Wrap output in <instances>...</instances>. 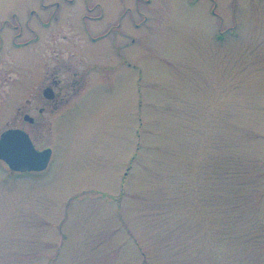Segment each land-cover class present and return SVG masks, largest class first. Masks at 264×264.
<instances>
[{"label":"rangeland","instance_id":"rangeland-1","mask_svg":"<svg viewBox=\"0 0 264 264\" xmlns=\"http://www.w3.org/2000/svg\"><path fill=\"white\" fill-rule=\"evenodd\" d=\"M56 1L0 0V137L50 149L0 161V264H264V0Z\"/></svg>","mask_w":264,"mask_h":264},{"label":"flooded vegetation","instance_id":"flooded-vegetation-1","mask_svg":"<svg viewBox=\"0 0 264 264\" xmlns=\"http://www.w3.org/2000/svg\"><path fill=\"white\" fill-rule=\"evenodd\" d=\"M40 4H41V7H42L41 9H47V8H51V7H53V8L59 7L58 6L59 3L56 0L49 1L48 3H45L43 0H41ZM88 10H89V7H88ZM87 19H88L87 14H84L83 17H82V23L85 25L84 26V28H85L84 30L86 31V33L87 34H91L89 32V28L87 27V24H86L87 23ZM32 20H35V19L33 18V16H30L25 21V26H26L27 30L33 33L32 34L33 37L31 39H33L35 37H39L38 35H35V30H34L35 28L33 26L34 24H33ZM36 20H35L36 23L40 22V24L41 23L42 24H46V23L50 24L52 21H53L54 24H55V22L58 23V20L56 18H50L51 21L45 22V20H43L41 17L37 16ZM11 24H13V25H11L13 28H14V26H16L17 28H18V26L21 27V23L20 22L18 24L17 23H11ZM50 26L48 27L49 29L52 28ZM118 27H119V23H116L115 25H112V29H113L112 31H117ZM110 32L104 31L103 33L97 35L96 37H99V36H103L104 37L105 35H107ZM66 37L67 36L65 34H63L61 37H58V39H59L58 41L60 42L62 39H65ZM45 39H47V37ZM39 40H40V37H39ZM48 41L52 42V45L54 47L53 48L54 51H57V49L61 48V47H59L60 45H57V42L55 41V36L50 37L48 39ZM12 42H15V41L12 39ZM23 42H27V41H23ZM56 55H59L58 52H56ZM59 58H60V56H59ZM59 58L57 59L56 57H54L55 61H54L53 65L48 66L47 69L44 68V65H41V71H39V74H38V78L40 80H43V82L46 83L45 85H47V86H45L43 88L41 94H42V96H44L45 92H48L47 94H50V97L48 98L49 100H53V99L55 100L56 99L55 97L60 96L62 83L66 84L68 82L67 80H63L61 73H62V70H64L65 68L70 71L71 67H69L68 65L65 68H61V66L58 67L62 63L61 59H59ZM57 60H58V62H57ZM43 63H45V62H43ZM75 67L77 68V65ZM87 68L88 67L85 68V71H86ZM82 72H84V71L78 72L77 70H74V71L71 70L72 75L73 76H78L79 78L83 77ZM75 81L76 80L73 78L72 79V84ZM77 82L79 83L80 81H77ZM47 89H50V91L47 90ZM37 109H38L39 112H42L44 107L41 106V107H38ZM32 121H33V119H32Z\"/></svg>","mask_w":264,"mask_h":264},{"label":"water","instance_id":"water-1","mask_svg":"<svg viewBox=\"0 0 264 264\" xmlns=\"http://www.w3.org/2000/svg\"><path fill=\"white\" fill-rule=\"evenodd\" d=\"M31 121L27 115L24 117ZM50 149L37 151L28 135L18 129L5 131L0 138V159L13 170H42L49 160Z\"/></svg>","mask_w":264,"mask_h":264}]
</instances>
